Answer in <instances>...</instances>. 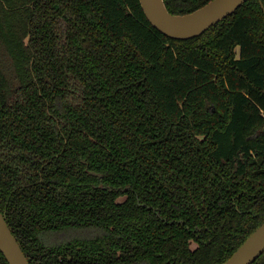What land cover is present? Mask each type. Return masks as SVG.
Segmentation results:
<instances>
[{
  "label": "trees",
  "instance_id": "1",
  "mask_svg": "<svg viewBox=\"0 0 264 264\" xmlns=\"http://www.w3.org/2000/svg\"><path fill=\"white\" fill-rule=\"evenodd\" d=\"M261 5L175 40L139 0H0V212L29 264H222L264 222Z\"/></svg>",
  "mask_w": 264,
  "mask_h": 264
},
{
  "label": "water",
  "instance_id": "2",
  "mask_svg": "<svg viewBox=\"0 0 264 264\" xmlns=\"http://www.w3.org/2000/svg\"><path fill=\"white\" fill-rule=\"evenodd\" d=\"M247 0H210L184 15L168 12L163 0H139L149 24L168 38L187 40L202 35ZM261 8L264 11L263 6ZM0 252L8 264H29L0 212ZM264 252V222L222 264H252Z\"/></svg>",
  "mask_w": 264,
  "mask_h": 264
}]
</instances>
